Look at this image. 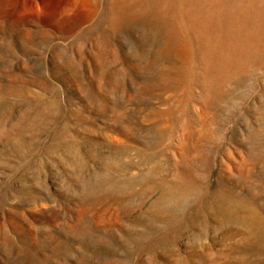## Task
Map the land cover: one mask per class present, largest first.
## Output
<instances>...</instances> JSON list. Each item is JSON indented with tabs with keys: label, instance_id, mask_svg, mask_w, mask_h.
I'll return each instance as SVG.
<instances>
[{
	"label": "rangeland",
	"instance_id": "374dc122",
	"mask_svg": "<svg viewBox=\"0 0 264 264\" xmlns=\"http://www.w3.org/2000/svg\"><path fill=\"white\" fill-rule=\"evenodd\" d=\"M0 264H264V0H0Z\"/></svg>",
	"mask_w": 264,
	"mask_h": 264
},
{
	"label": "bare ground",
	"instance_id": "6f19581e",
	"mask_svg": "<svg viewBox=\"0 0 264 264\" xmlns=\"http://www.w3.org/2000/svg\"><path fill=\"white\" fill-rule=\"evenodd\" d=\"M241 170V169H240ZM242 171V170H241ZM245 178V180L248 178V176H245L244 177ZM228 202V201H227ZM237 203V202H236ZM244 203V202H243ZM231 205V204H230ZM238 206H239V204H238ZM238 206L236 207L235 205H233L232 204V206H229V205H224V206H222V209H227V210H229V212L231 213V212H234L235 210L237 211V208H238ZM218 211H221L220 209L218 210ZM229 213V214H230ZM231 215V214H230ZM227 216V215H226ZM240 219V218H239ZM238 220V219H237ZM242 220V219H241ZM257 220H258V218H255V216L253 215V213H252V217L250 218V219H245V221H243V222H247V223H249L251 226L252 225H255L256 223H257ZM228 221V220H227ZM240 221V220H239ZM249 225V226H250Z\"/></svg>",
	"mask_w": 264,
	"mask_h": 264
}]
</instances>
